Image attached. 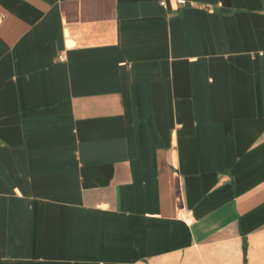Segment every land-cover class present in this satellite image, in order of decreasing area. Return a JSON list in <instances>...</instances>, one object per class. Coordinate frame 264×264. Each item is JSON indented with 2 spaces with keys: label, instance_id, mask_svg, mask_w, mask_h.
I'll return each instance as SVG.
<instances>
[{
  "label": "crops",
  "instance_id": "0c3cea01",
  "mask_svg": "<svg viewBox=\"0 0 264 264\" xmlns=\"http://www.w3.org/2000/svg\"><path fill=\"white\" fill-rule=\"evenodd\" d=\"M0 264H264V0H0Z\"/></svg>",
  "mask_w": 264,
  "mask_h": 264
},
{
  "label": "built area",
  "instance_id": "2783aa9c",
  "mask_svg": "<svg viewBox=\"0 0 264 264\" xmlns=\"http://www.w3.org/2000/svg\"><path fill=\"white\" fill-rule=\"evenodd\" d=\"M161 5H165V2H164V1H162V2H161ZM59 59H61V60H62V59H63V57H62V56H60V57H59Z\"/></svg>",
  "mask_w": 264,
  "mask_h": 264
}]
</instances>
